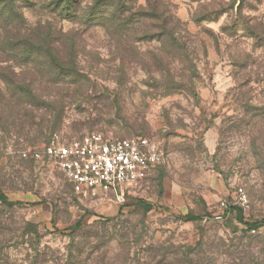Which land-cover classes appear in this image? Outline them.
I'll return each instance as SVG.
<instances>
[{
	"label": "rangeland",
	"instance_id": "obj_1",
	"mask_svg": "<svg viewBox=\"0 0 264 264\" xmlns=\"http://www.w3.org/2000/svg\"><path fill=\"white\" fill-rule=\"evenodd\" d=\"M46 2L17 10L28 28L52 27L37 41L66 71L0 53V193L19 203H0V264L63 262L78 221L77 264H264V225L247 226L264 222V0H135L133 12L163 14L120 34L62 20ZM18 36L0 31V45ZM91 133L156 139L164 162L118 201L82 196L30 157L54 135ZM238 188L241 218L219 205Z\"/></svg>",
	"mask_w": 264,
	"mask_h": 264
},
{
	"label": "built area",
	"instance_id": "obj_2",
	"mask_svg": "<svg viewBox=\"0 0 264 264\" xmlns=\"http://www.w3.org/2000/svg\"><path fill=\"white\" fill-rule=\"evenodd\" d=\"M36 161H52L74 191L82 196L98 193L123 200L124 192L147 178L162 165L164 154L160 142L147 137L114 139L91 133L75 139L54 135L41 149L30 154ZM247 202L243 189H236L230 206L244 209Z\"/></svg>",
	"mask_w": 264,
	"mask_h": 264
},
{
	"label": "trees",
	"instance_id": "obj_3",
	"mask_svg": "<svg viewBox=\"0 0 264 264\" xmlns=\"http://www.w3.org/2000/svg\"><path fill=\"white\" fill-rule=\"evenodd\" d=\"M17 1L18 0H0V31L3 32L4 37L7 33L9 36L12 35V33L17 34V36L19 35V39L17 40L3 41L0 45V53L5 57L7 55V58H9L8 55L10 52H16L17 54L22 55L20 58H22L23 62H28L35 57V60H39L41 59L39 57L43 56L46 57L48 62L54 65L60 72H65L66 68L54 55L52 44L46 42L45 39L41 40V42L37 41V38L49 37V34L44 33V31L50 32L53 30L52 27L48 26V28L42 29L38 26L33 29L24 26L23 20L17 10ZM134 1L135 0H92L90 6L82 16L79 14L81 0H47L45 8L49 9L50 12L54 13L62 20L73 21L80 18L83 22L81 25L88 28L93 25H98L97 23H102L103 25H106V29L112 31V34H120L124 30L133 31L135 21L140 17L157 19L163 14L162 12L158 13L153 8L150 10L138 9V11L133 12L132 8L134 7ZM149 4L150 2L148 1V5ZM68 64L72 65L73 63L72 61H69ZM0 203L5 207L19 205V203L7 201L1 193ZM227 210L230 213H234L239 218L242 216V210L238 207L230 206ZM183 220L185 222H194L202 220V217L186 215ZM262 225H264V222L247 224L249 230H257ZM27 226L31 229V233L38 236L35 225L28 224ZM82 227L81 222L78 221L67 229L69 231L67 236L71 238V242L68 245L67 255L63 262L58 260L55 264H77L76 261H78V257H80L83 252L78 248V254L72 255L71 248L75 236L83 229ZM30 239L31 238H29V240ZM33 250L35 251V259H41L43 253H40L41 251H38L37 247H34Z\"/></svg>",
	"mask_w": 264,
	"mask_h": 264
}]
</instances>
